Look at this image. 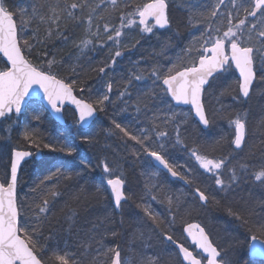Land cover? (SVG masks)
<instances>
[{
  "label": "trees",
  "instance_id": "obj_1",
  "mask_svg": "<svg viewBox=\"0 0 264 264\" xmlns=\"http://www.w3.org/2000/svg\"><path fill=\"white\" fill-rule=\"evenodd\" d=\"M96 1L89 0V3ZM209 1L180 0L176 9L172 4L169 5V13L175 12L178 16V20L170 17L172 27L162 33L154 29L153 33H142L140 31L136 41L132 44L135 46L132 47L131 45L128 50H123V55L116 58L117 62L114 66L106 68L105 74H101L98 69L110 62L114 52V49H109L107 44L104 48L87 52L85 55L80 56L79 60H77V51L73 52L70 49L65 52L67 49L64 47L69 42H63L55 38L46 40L49 42L46 50H42L43 46L40 44H36L31 52L25 50L27 58L34 65L43 66L45 71L48 70L47 61L54 57L57 62L52 68V74L65 83H70L73 79L77 80L78 83L74 93L79 99L97 104L104 94L109 96V100L102 105L104 111L97 110L98 119L85 132L78 128L75 114L70 110L65 111L66 125L64 127L57 125L42 108L40 119L34 122L31 119L29 109L33 108L36 103L30 105L22 117L8 119L0 126L1 183L8 181L13 150H28L34 153L32 161L23 166L20 174L18 202H22L24 207L19 224L31 227L35 205L39 204L43 198L50 200L49 214L43 220L41 226L43 234L39 236V239L42 248L37 249L36 254L38 256L47 261L54 251H66L71 254V259H83L81 254L84 252V248L81 244L85 241L91 243L89 260L97 254V249L101 250L99 259L104 260L103 252L108 247H115L116 245H119L123 264H138L141 259L149 256L159 257L161 264H163V261L167 260L169 255L176 256L175 251L170 246H165L159 236L152 232L151 222L144 215L142 209L137 207L141 203V197L145 196V185L156 183L160 185V196L165 193L172 196L173 199H175V196H182L179 207H174L172 211H169V205L166 201L161 203L151 200L150 195L145 196V202L165 221V228L168 227V222L172 220L173 216L176 217L170 231L179 243L186 245L182 237V227L188 223L198 222L210 234V238L215 244L228 248L230 254L234 259L239 260L240 264H249V258L245 254L247 244L242 243V238L250 237V233L246 226L241 225L227 212L228 208L233 209L227 203V197L233 193L232 191L235 188L225 194L220 192L214 183L213 185H206L204 179L208 173L199 168L193 157L188 156L189 151L184 147V144L188 146V149L199 147L202 152L214 159L224 158L230 151L224 150L220 154L204 151V141L200 137L201 130L191 117L183 122L181 117L177 116L175 124H164L162 121L166 114L171 115V111L180 114L183 110L173 107L170 111L167 104L160 99H157L155 103L149 101V107L157 109L156 113L160 117L159 120H156V123L169 132L172 143H169L168 149L172 160L183 166L178 170L190 176L196 174L199 181L198 186L206 189L208 194L214 195L220 201L219 204H216L210 199L207 206L202 208L201 204L192 197L195 194L196 185H189L188 189H185L172 182L162 173L153 176L154 169H150L145 165V157L142 150H140V146L135 144L134 141L128 140L119 129L115 128V123H120L134 134H140L138 130L152 129V121L155 119L154 111L144 109L140 100L147 99V94L152 93L153 90L155 93H159L160 96L163 94L153 84V78L149 74L154 66H159L161 71L166 74L167 69L172 67L173 64L176 65L178 70H182L197 62L201 53L199 52L193 63L190 64L189 57L193 55L188 49H194L195 36L201 28L200 20L208 10ZM3 2L7 8L12 9L18 16L20 8H30L33 3L39 6L54 2V0H3ZM79 2H83V0H79ZM145 2L146 0H118L119 9L114 11L111 4L105 0V14H101L104 19L100 20L98 13L93 16V19L97 20L102 29L104 23L119 27L121 13L127 20L129 19L128 13L133 11L134 6ZM125 5H128V7ZM241 9L245 21L250 23L247 14L242 7ZM190 17L193 21L192 24L188 23ZM81 23L68 24L67 34L70 35V41ZM36 27V24L31 25L29 30L23 34L25 38L30 40V43H35L31 36L32 29ZM38 27V35L44 38L46 25H38ZM110 43L109 41L108 44ZM45 52H48L49 55L42 59V57H45ZM73 66H76L78 75L73 73ZM257 66H259L258 63ZM5 67L6 65L0 59V70ZM137 72H143L148 78L143 81L133 80L132 84L128 85L130 95L121 98L120 93L124 91L127 78ZM108 82L113 83L110 93L106 89ZM157 83L162 87V82ZM213 85L212 92L215 90L217 97L222 99V107H225L222 108V113H225L223 128L225 127L229 135L230 130L227 128L229 123L228 114L248 112L247 119L249 123V119L254 114L251 109L252 102L250 100L242 102L240 99L235 103L229 102L230 99H233V96H238V82L235 74L230 69L224 76L218 78ZM80 86H85L84 92H80ZM259 97H263L261 92L260 94L254 92L251 95V98ZM164 99L169 100L168 97ZM137 108H140L139 112ZM257 108H259V112H264L263 105H258ZM26 119L30 122L32 128L30 130L34 134L36 143L24 139L25 129L21 122ZM258 119H260V115L256 112V115L252 116L254 125H258ZM177 125L180 128V135L184 144L173 147ZM211 128L213 132V123H211ZM150 134L154 136L155 132L151 131ZM221 135H224V133ZM84 136L87 137V140L83 138ZM221 143L223 149L229 146ZM44 144H50L54 148L68 145L74 148V153L72 156H68L65 152L45 148ZM248 144L250 145V142ZM263 147L264 144L261 145L258 151L251 152L252 155L256 156L255 160L251 162L248 160L249 154L244 153L245 164L248 165L249 171L244 178L249 184L248 187L254 189L257 197H264V187L251 177V173L259 170V166L264 165ZM136 151L141 152L140 160H137L132 154ZM102 161H107L114 170L118 169L111 178L122 174L125 181L127 200L117 212L114 210L112 199L105 185L108 177L103 172ZM250 166L252 169H250ZM58 167L60 173H57ZM53 173H56V175H53ZM50 175L53 178L46 180V177ZM41 181H45V183L42 184ZM53 192L58 193V195L52 196L51 193ZM73 209L78 213L77 224L69 232L66 230L65 218ZM258 218L254 217V219ZM101 221L104 222L103 226L95 233V238L90 239L87 230L91 227V223H100ZM112 231H116L118 235L113 237L111 235ZM140 232H144L151 239H146L144 242L134 241L133 234ZM21 235L23 236V233ZM49 235H51V239H45ZM147 248L149 252H147ZM177 260L179 261L178 257Z\"/></svg>",
  "mask_w": 264,
  "mask_h": 264
},
{
  "label": "snow or ice",
  "instance_id": "obj_2",
  "mask_svg": "<svg viewBox=\"0 0 264 264\" xmlns=\"http://www.w3.org/2000/svg\"><path fill=\"white\" fill-rule=\"evenodd\" d=\"M106 2L111 4L114 11L119 9L118 0H106ZM223 3L224 0H218V4ZM125 6L128 7V5ZM99 7V4H95V6L90 4L89 0H83V2H79V0H54V2L39 6L33 3L30 8H20L17 16L16 12L7 8L3 0H0V54L6 58V67L0 70V118L11 119L12 114L18 117L22 111V106L27 105L25 98L30 96V90L34 91L33 86H37L39 90H42L43 98L55 113L61 112L65 101L75 105L78 113L77 124L81 127L89 122L97 110L104 111L102 105L109 100L107 94H104L97 104L78 99L74 95L77 80L73 79L70 83H65L52 74V68L57 62L54 57L47 61L48 70L45 71L43 66L34 65L25 55V50L31 52L36 44L44 46L46 40L55 38L63 42H70V35L67 34V24L62 28L61 20L66 19L69 23H81L85 18L83 14L86 13L85 37L78 42H73L79 49L77 60L89 51L104 48L106 44L109 49H114L110 62L99 67L98 70L101 74H105L106 68L116 64V58L123 55V50H128V45L122 39L125 36L124 29L138 24L142 33H153L154 28L170 29L172 27L167 0H146L143 4L135 5L133 11L128 13V16L132 17L131 19L125 20V16L121 13L119 27L104 23L103 32H101L100 25H96V30L93 31V14L97 12ZM240 7L243 8L247 16L256 17L259 12L260 16L264 17V0H245V3L241 4ZM218 11V8H214L210 12V16L215 18ZM135 17L139 18L138 21ZM99 19L103 20L104 18L100 15ZM206 19L208 17H203L200 22ZM150 20L154 23L149 24ZM188 23H193L191 17ZM245 23V19H241L237 25H230L226 31H223L222 36H213L212 34L213 31L219 33V28L213 30L210 25L206 27L201 32L200 41L202 43L197 49L201 53L198 58V65L194 63L191 67L178 70L176 65L173 64L172 67L167 69L166 74L161 71L159 66H154L149 75L153 78V84L160 89V93L163 95L160 96L154 90L152 93L147 94V99L140 100L144 109L153 111V108L149 107V101L155 103L157 99L166 103L170 111L173 108L172 102H175V105H189L195 111L199 122L207 128L211 124V120L206 114L202 100L206 91L205 85L211 86L210 79H216L215 74L225 73L233 65L239 73L238 96H233V99H249L253 83L257 80V77L259 76V79L264 81V27H258L256 23H252L250 28H245ZM33 24L37 25L36 28L32 29L31 36L35 43H30V40L25 38L23 34ZM38 25H46L44 38L38 35ZM105 36L106 39L103 38ZM109 41L110 44H108ZM134 46L132 45V47ZM229 47L230 54L227 51ZM188 51L191 52L192 49L189 48ZM45 55H49V53L45 52ZM257 62H259V66H257ZM7 65H10V67H7ZM72 71L78 75L76 66L72 67ZM147 78L143 72H137L127 78V84L124 86V91L120 93V97L130 95L128 85L132 84L133 80L143 81ZM157 82H162L163 87H160ZM112 88L113 83L108 82L106 84L107 92L110 93ZM79 90L84 92L85 86H80ZM165 97H170V100H165ZM137 111L139 112L140 108H137ZM153 115L155 119L152 121V129L138 130L140 134L128 131L120 123H115V128L119 129L128 140L134 141L135 144L140 146V150H142L145 157V165L150 169H154L153 176L166 170L172 177H178L186 184L196 185L195 193L201 202L200 206L202 208L207 206L210 199L219 204L220 201L214 195L208 194L206 189L198 186L199 181L196 174L189 176L178 170L183 166L172 160L168 149L169 143H172L169 132L156 123V120L160 119L159 115L156 112H153ZM178 115L179 113L171 111V115L166 114L162 122L164 124H175ZM248 115V112H236L234 114L229 113L227 116L229 124L234 125V138L231 140L234 145L233 151L243 150L246 146ZM258 126L264 128V114L261 115ZM151 131L155 132L154 136L150 134ZM175 132L176 139L173 147L184 144L178 125ZM83 138L87 140L86 136ZM24 139L36 143L34 134L27 130L24 132ZM261 143L264 144V140ZM44 147L50 148L52 151L65 152L68 156H72L74 153V148L68 145L54 148L50 144H44ZM184 147L190 151L191 157L195 159L204 172L212 174L215 185L218 186L220 192L227 194L233 188V185H238L240 179L243 178V176L238 177L235 168H233L229 182L226 184L221 178L223 176L221 169L226 166L228 157L214 159L202 152L199 147L188 149L186 144H184ZM132 154L137 160H140V151ZM31 155L32 153L28 151H13L10 181L0 183V264H123L119 245L108 247L103 252L104 260L99 259L100 249H97V254L89 260L90 241L81 244L84 248V252L81 254L83 259H71V254L66 251H54L47 261L36 254L37 249L42 248L39 236L43 234L41 226L43 220L49 214L50 200L43 198L39 204L35 205L31 227L19 224L24 204L18 202V168L21 161ZM102 164L103 172L108 177L106 182L111 189L115 206L120 209L122 201L127 200L123 191L125 183L123 175L111 178L118 169L114 170L107 161H102ZM239 168L242 173H248L247 164H239ZM57 173H60L59 167ZM53 175H56V173H53ZM251 177L259 184L264 185V165H261L259 170L253 171ZM52 178L53 176L50 175L46 177V180ZM41 183L43 184L45 181H41ZM145 189V196L150 195L151 200L161 203L166 201L169 205V211H172L174 207L178 208L182 200V196L179 195L175 196V199L166 193L160 196V185L156 183L146 184ZM51 195L56 196L58 193L53 192ZM145 196L141 197V203L137 207L142 209L144 215L151 222L152 232L158 235L162 241L171 242L179 250L176 256L169 255L167 260L163 261V264H184V262L186 264H240L239 260L233 258L228 248L215 244L210 239V234L199 224L188 223L183 229L199 252L189 250L188 247L179 243L170 231L176 217L173 216L172 220L168 222V227L165 228V221L145 202ZM257 208L264 210V198L254 201L246 212L234 211L231 208H228L227 212L229 216L247 227L252 241L248 244L250 255L264 257V211L257 212ZM254 217L259 218L254 219ZM77 218L78 213L75 209L66 216L67 231L71 232L76 227ZM103 224V221L91 223V227L87 230L90 239L95 238V233ZM21 233H23V236ZM111 235L116 237L118 233L112 231ZM45 239H51V235L45 237ZM146 239H151V237L146 236L144 232L133 234L134 241L144 242ZM180 254H182V260L178 261L177 257ZM139 264H161V260L159 257L147 260L141 259Z\"/></svg>",
  "mask_w": 264,
  "mask_h": 264
},
{
  "label": "rangeland",
  "instance_id": "obj_3",
  "mask_svg": "<svg viewBox=\"0 0 264 264\" xmlns=\"http://www.w3.org/2000/svg\"><path fill=\"white\" fill-rule=\"evenodd\" d=\"M180 0H167V3L169 5H173L174 9H176L177 3H179ZM190 1V0H189ZM245 2V0H230L224 7L220 8V4H218V0H210L209 1V7L208 10L206 12V14L204 15V17H208V19L203 20V22H200L201 28L199 29L198 34L195 36V41H194V49L191 51L192 55L191 57H189V63L192 64L194 61V58L198 55L199 51L197 50L200 46H201V41H200V35L201 32L204 31V29L206 27H208L209 25L211 26V28L220 29L219 33H216L215 31H213V36H217L220 35L222 36L223 31H225L230 25H234L235 23H239V21L241 19H245L244 13L240 7L241 3ZM93 6H95V4H99L100 7L97 9V12L99 15L101 14H105V0H97L96 2H92L91 3ZM214 8H218V15L215 18H212L210 16V12L214 9ZM94 13L93 16L96 14ZM84 15V21L83 23H81L79 25V29L77 30L76 34L73 36V38L71 39V41L64 47L65 49H67L65 52H68L70 49H72L73 52H76V55L79 54V49L75 46V43L73 42H78L79 40H81L82 38L85 37V26L87 23L86 20V13L83 14ZM169 16L175 20H178V16L175 12H171L169 13ZM230 16V19H229ZM129 19H131V17H129ZM137 20V17L135 18ZM202 20V19H201ZM200 20V21H201ZM264 17H259V19H257L256 21L252 22V23H256L258 25V27H264ZM251 22L250 23H245V28H250L251 27ZM68 24L69 22L64 19L61 20V26L63 28V26ZM96 25H99L97 20L94 18L93 19V31L96 30ZM101 32H103V29L101 27ZM125 36L122 38L126 44L128 45V48L136 41L137 37L140 34V27L137 25H133L131 28H127L125 31ZM95 39L94 37H90ZM104 39H106V36L103 37ZM47 44V45H46ZM48 41H45V45L42 47V50H46L48 49ZM46 58L45 57H42ZM222 103V99L221 102ZM258 104L257 102L254 100L253 105H252V111L253 113L256 115V112L259 113L260 117L262 114H264L263 111L259 112V108H257ZM29 113L31 115V119L35 122L38 121L42 115L41 112V106L40 105H35L33 108L29 109ZM222 111H220L219 113L217 112L216 114H212L210 115V120L211 123H213V132L212 134L208 135L206 137V140L203 142V148L204 151L208 152V153H222L224 152L223 147H221L220 143H228L229 141V135L227 134V131L225 129V127L223 128V118L220 117ZM254 114L252 116H254ZM258 115V114H257ZM178 116L181 117L183 122H186L190 115L187 111H182ZM252 116L249 119V128L251 129V138H250V145L248 144V146L246 147V149L244 150L243 153L241 154H233L232 152H230V154H227L226 157H228V161L225 167H223L221 169V171L223 172V176L221 177L225 183L227 184L229 182V177L232 175V169L235 168L237 176L241 177L243 176L242 179H240V182L238 185H233V188H235L229 195V197H227V203L230 205V207H232L235 211H247V209L253 204L254 201L260 200L264 197H257L254 189L251 187H248L249 184H247V180L244 178L247 176V174L242 173V170L239 168V164H245L246 158L244 157V153H248V160L249 162L255 160L256 156L252 155L251 152H255L258 151L262 145L261 141L264 140V128L259 127L258 125H254V121L252 120ZM37 117H39V119H37ZM259 119L257 120V124H258ZM21 124L23 125L24 129L31 132L30 129H32L30 127V122L29 120H25L22 121ZM230 124H227L228 129H231ZM234 129V126H233ZM24 130V131H25ZM249 131V129H248ZM224 135H221L223 134ZM221 143V144H223ZM264 148V147H263ZM233 157H235V159H233ZM199 165V164H198ZM261 166H259L260 168ZM200 168V167H199ZM250 169L251 166H250ZM202 170V169H201ZM249 173V171H248ZM186 174V173H184ZM187 175V174H186ZM204 182L206 185H215L214 182V177L212 176V174L208 173L207 176L204 179ZM240 185V186H239ZM261 185V184H259ZM262 187H264V185H261ZM215 187L217 189L218 186L215 185ZM183 194V193H182ZM184 196V195H183ZM186 197H189L187 195H185ZM193 197V196H192ZM263 210L257 208V212H261ZM153 257H146L143 258L144 260L147 259H152ZM140 262V261H139ZM138 262V264H139Z\"/></svg>",
  "mask_w": 264,
  "mask_h": 264
},
{
  "label": "water",
  "instance_id": "obj_4",
  "mask_svg": "<svg viewBox=\"0 0 264 264\" xmlns=\"http://www.w3.org/2000/svg\"><path fill=\"white\" fill-rule=\"evenodd\" d=\"M228 1H229V0H224V3H223V4H220V6H221V7L224 6ZM258 16H259V12L257 13V16H256V17H251V16H250V19H251V20H255ZM138 19H139V18H138ZM150 23H154V21L150 20V21H149V24H150ZM156 29H157L158 31H160V32H164V31L168 30V29H158V28H156ZM228 53L230 54V48H229V50H228ZM208 55H210V54H208ZM0 58H1V60L5 63V65H6V58H4V57L2 56V54H0ZM197 65H198V63H197ZM7 67H10V65H7ZM232 70L235 72V74H236V76H237V79H238V77H239V73H238V70L235 69L234 65L232 66ZM222 74H223V73H222ZM222 74H221V73H217V74H215V75H216V77H217V76L222 75ZM212 80H213V79H210V82H211ZM254 83H255V81H254ZM254 83H253V85H254ZM208 86H209V85H205V89H207ZM162 87H163V85H162ZM33 88H34V91H33V90H30V96L25 98L26 101H27V105H26V106H22V111H21V113L19 114L18 117H21V116H23V115L25 114V112H26L28 106H29L31 103H37V104L41 105V106L43 107V109L48 113L49 117H50V118H51V119H52L57 125H59V126H61V127H64V126H65L64 111L67 110V109H68V110H71L72 112H74V114H75V116H76V120H78V113H77V111H76V107H75V105H73V104H71V103L65 101L64 105L62 106V110H61V112H60V113H55V112L51 109L50 105H48L47 101L43 98V92H42V90H39V89L37 88V86H33ZM250 94H251V93H250ZM74 95H75V93H74ZM168 98H169V100H170V97H168ZM241 99H242V98H241ZM202 100H203V97H202ZM242 100H243V99H242ZM247 100H248V99H247ZM247 100H243V101H247ZM172 105H173V107L176 108V109H188V110H190L193 120H194V121L200 126V128H201L202 130H204V131H207V130L209 129V126H208L207 128H205V127L199 122V118L196 116L195 111L192 110L191 107H190L189 105H175V102H172ZM12 117H17V116H16L15 114H12ZM97 119H98V112L96 111V113L94 114V116L89 120V122H88L87 124L83 125V127H81L80 125H78V127H79L81 130L86 131V130H88V129L93 125V123H94ZM6 120H7V119L0 118V125H1L3 122H5ZM15 151H16V150H15ZM19 151H20V150H19ZM235 151H240V150H235ZM12 153H13V152H12ZM12 153H11V159H12ZM32 158H33V156L31 155V156L25 157V159H24L23 161H21L20 167L18 168V182H19V177H20V173H21V169H22V167H23L26 163L30 162V161L32 160ZM147 159H151V158H147ZM10 167H11V161H10ZM161 172H163L164 174L168 175V177H169L173 182H177V183L181 184L183 187H188V184H186L184 181L180 180L178 177H172L170 174H168V173L166 172V170H163V171H161ZM8 181H10V169H9V180H8ZM0 183H1V182H0ZM106 187H107V189H108V191H109V193H110V195H111L112 203H113V207H114V209H115L116 211H118L119 209H117L116 206H115L114 198H113L112 193H111V189H110V187L107 185V183H106ZM123 191H124V188H123ZM17 193H18V184H17ZM124 193H125V191H124ZM125 202H126V201H122V205H123ZM196 224H199V223H196ZM199 225H200V224H199ZM186 226H187V225H186ZM186 226H185V227H186ZM200 226H201V225H200ZM185 227H184V228H185ZM201 227H202V226H201ZM184 228H183V229H184ZM183 236L187 239L190 249H191V250H194L195 252H199V250L196 249L195 245L192 243L191 239L188 237L187 233L184 232V231H183ZM166 242H167L169 245H171V246L177 251V253H179V250H178V248L175 247V245L171 244V242H168V241H166ZM250 243H252V241H251ZM190 249H189V250H190ZM249 257H250L251 259H255V260H258V261H262V262H264V257H259V256H255V257H254V256H251V255H250V252H249ZM179 258H180V260H182V254L179 255ZM184 264H186V262H184Z\"/></svg>",
  "mask_w": 264,
  "mask_h": 264
},
{
  "label": "flooded vegetation",
  "instance_id": "obj_5",
  "mask_svg": "<svg viewBox=\"0 0 264 264\" xmlns=\"http://www.w3.org/2000/svg\"><path fill=\"white\" fill-rule=\"evenodd\" d=\"M260 85V88L258 89V86ZM212 88L213 85H211L204 93V98H203V103L205 105V110H206V114L208 115V117H210V115L212 114H216L217 112L220 111V105H221V99L219 97H217V94L215 92V90L212 92ZM256 92L257 94H263V97H259V98H251L250 97V102H253L254 100L257 102L258 105H263L264 106V81H261L259 79V76L257 77L256 83H255V87L253 89V93ZM238 99H230L229 102L231 103H235L237 102ZM249 123L247 121V135H246V145L249 143L250 138H251V132L249 129ZM212 134L211 131V124H210V129L208 131H203L201 130V135L200 137L202 138L203 141L206 140V137L208 135ZM234 138V132L229 136V141L228 143L226 142L224 145H229L228 147L224 148V150H228V151H233V144L231 143V140ZM246 147V146H245ZM244 147V148H245ZM244 150V149H243ZM240 153V152H239Z\"/></svg>",
  "mask_w": 264,
  "mask_h": 264
},
{
  "label": "bare ground",
  "instance_id": "obj_6",
  "mask_svg": "<svg viewBox=\"0 0 264 264\" xmlns=\"http://www.w3.org/2000/svg\"><path fill=\"white\" fill-rule=\"evenodd\" d=\"M222 108H225V107H222V105H220V111H222L223 109ZM153 111L154 112H157V109L155 110V109H153ZM219 111V112H220ZM218 112V113H219ZM223 112V111H222ZM224 115H225V113H221V115H220V117L221 118H223L224 117ZM210 118V117H209ZM91 128V127H90ZM89 128V129H90ZM80 129V128H79ZM88 129V130H89ZM81 130V129H80ZM88 130H86V131H88ZM250 130V132H251V129H249ZM81 131H83V130H81ZM85 132V131H84ZM251 134V133H250ZM13 151H15V150H13ZM12 151V152H13ZM28 151V150H27ZM28 152H30V153H32V156H34V153L33 152H31V151H28ZM188 154V156L190 157L191 156V154H190V151L187 153ZM160 173H162V174H164L163 172H160ZM164 175H166V174H164ZM167 177H168V175H166ZM190 176V175H189ZM169 178V177H168ZM105 185H106V183H105ZM107 188V187H106ZM108 190V189H107ZM126 190V186H124V191ZM109 192V191H108ZM110 194V193H109ZM110 197H111V195H110ZM115 210V209H114ZM116 211V210H115ZM117 212V211H116ZM183 228H184V226L182 227V237H183V239L185 240V242H186V245H184V246H186V247H188V248H190L189 247V244H188V241H187V239L183 236ZM204 228V227H203ZM211 239V238H210ZM243 240H242V243L243 244H247V249H246V251H245V254L248 256V258H249V264H260L261 262H258V261H254V259H251L250 257H249V249H248V244H250V242H251V240H250V237H246V238H242ZM163 243H164V245L165 246H170L174 251H175V253L176 254H178L177 253V251L171 246V245H169L166 241H163ZM147 252H149V250H148V248H147ZM178 259L180 260V258H179V256H178Z\"/></svg>",
  "mask_w": 264,
  "mask_h": 264
}]
</instances>
